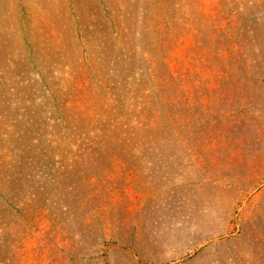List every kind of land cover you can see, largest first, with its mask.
Instances as JSON below:
<instances>
[{
  "label": "rangeland",
  "instance_id": "374dc122",
  "mask_svg": "<svg viewBox=\"0 0 264 264\" xmlns=\"http://www.w3.org/2000/svg\"><path fill=\"white\" fill-rule=\"evenodd\" d=\"M0 264H264V0H0Z\"/></svg>",
  "mask_w": 264,
  "mask_h": 264
}]
</instances>
